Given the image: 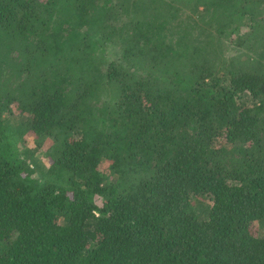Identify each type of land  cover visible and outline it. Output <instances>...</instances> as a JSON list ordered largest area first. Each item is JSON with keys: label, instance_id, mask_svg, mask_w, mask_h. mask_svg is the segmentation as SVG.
<instances>
[{"label": "trees", "instance_id": "1", "mask_svg": "<svg viewBox=\"0 0 264 264\" xmlns=\"http://www.w3.org/2000/svg\"><path fill=\"white\" fill-rule=\"evenodd\" d=\"M0 264H264V0H0Z\"/></svg>", "mask_w": 264, "mask_h": 264}, {"label": "rangeland", "instance_id": "2", "mask_svg": "<svg viewBox=\"0 0 264 264\" xmlns=\"http://www.w3.org/2000/svg\"><path fill=\"white\" fill-rule=\"evenodd\" d=\"M109 48H107V50H108ZM114 53H116L114 50H112V49H110V50H108L107 51V55L109 56H113L114 55ZM40 162H42L41 163V165H42V167L45 165V166H48V164L44 161V159H43V157H42V155H41V152H38L37 154H36V156H35ZM107 165H108V163L107 162H105V163H103V166L104 167H107ZM102 166V167H103ZM198 202H201V203H205V204H207L208 205V203H209V201H205V199H203L202 201H198ZM198 206H202V204L200 205V204H197V207Z\"/></svg>", "mask_w": 264, "mask_h": 264}]
</instances>
